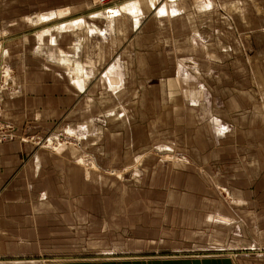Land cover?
<instances>
[{"label": "crops", "instance_id": "0c3cea01", "mask_svg": "<svg viewBox=\"0 0 264 264\" xmlns=\"http://www.w3.org/2000/svg\"><path fill=\"white\" fill-rule=\"evenodd\" d=\"M116 1L115 29L107 21L105 38L95 32L107 91L134 90V59L137 69L155 56L175 64L106 114L91 71L74 81L70 66L38 52L41 31L17 28L23 17L0 2V32L15 35L0 50L12 74L0 123L13 134L0 142V264H264V0H174L171 15L139 26L123 10L146 17L150 0ZM52 22L43 40L56 49L70 31ZM114 63L121 75L108 81ZM153 142L185 160L146 164L139 182L121 173ZM104 253L117 256L94 257Z\"/></svg>", "mask_w": 264, "mask_h": 264}, {"label": "rangeland", "instance_id": "374dc122", "mask_svg": "<svg viewBox=\"0 0 264 264\" xmlns=\"http://www.w3.org/2000/svg\"><path fill=\"white\" fill-rule=\"evenodd\" d=\"M3 1L14 6L15 11L12 13L13 15L18 14L19 16L23 17L20 20H21V23L22 22L24 23V25H21L17 28H26L23 30H27L28 32H33V31L39 32V31H41L37 35L39 40L43 42V44L38 45V47H37L38 52L40 54L42 53L41 55H43L45 52L47 55L50 54V56L52 58H54L52 60H56V58L58 59L59 57H61V55H67V56L68 55L69 56L74 55L75 49L77 48V46L81 47V50L79 51L80 54H78V56H76V58L79 57V59L81 60V62L85 66V68H87L88 70L91 71L90 79L87 80L86 83L88 85L89 84L94 85L93 91L96 90V92H92L93 94H95L93 97L96 96L97 99L103 100V104L105 105V107H104V113L105 114L108 112V110H113L112 108H114V107H115V109H118L117 106H114L112 108L109 107L111 103H114V105L119 104L118 102L120 100L128 98V94H129L128 91L121 92L119 96H117V95L113 96L111 92L107 91L105 79L102 76L104 74L103 71L106 68L107 62L109 60L106 57L105 58L103 57L101 59V57H99V54H98L100 47L105 46V44L102 43L101 41H96L95 40L96 36H98L100 39H101V36L97 35L95 32H91L89 30V28L92 26H93V28L100 29V28H102L101 27L102 24H107V18H106V11L107 10H105V9H108L110 7H114L118 3L121 4L122 2L120 3V2H117L116 0H105V1L90 0L93 3V5L91 3L90 6L94 7V8L90 9L88 12L77 11V9L76 10H74V9L70 10V8L67 10H63V8L57 7L58 18L56 20H54L52 22V24H50V25H59V23L61 24V22L63 23L65 21H69V20L79 18V17L85 18L86 23L78 22V23H74L73 25L72 24L67 25L64 30L70 31V32H64L63 35H65V38H63L62 41H61V39L58 41L57 48L55 49L54 46L49 45L48 38L43 40V36L45 34L52 33L51 31L48 30L49 27L47 25H42V23H44V21H42V22L40 21V23L38 21H36V22H34V24H33V22L28 21V18L36 20L38 15H40V13H48L49 11H47V10L42 11V10H37L35 8H38V9L42 8L43 9L45 7V5L43 6L42 3H46L49 0H0V2H3ZM50 1H54V0H50ZM144 1L146 2V0H144ZM175 1H173V0L172 1L159 0V11L163 12L166 15H171L172 12L169 10V7L173 8V6H175L174 5ZM60 2H62V0H55V3H57V4ZM139 4H140V2H139ZM94 5H96V6H94ZM122 5H124V4H122ZM140 5L143 7L144 3L141 2ZM120 6H118L119 10H121ZM103 10H105V11H103ZM59 11H61V14L59 13ZM144 12H145L146 17H142L143 11H141V10L138 12V14L133 13V16L129 15L132 13L123 10V13L121 15L122 16L121 19L125 23H129L132 21L131 18H133L135 16L136 18H139V21H137L138 25H136V26H139L146 19H147V21L160 19V18L156 17V14L158 16H162L161 14H159L158 10L149 11V12L145 10ZM89 15L94 17V18L89 19L88 18ZM25 19H26V21H25ZM74 27H76V28H74ZM148 28H150V25H148ZM108 29H109V27H108ZM88 30H89V32H91L93 34L88 33ZM150 30H152V32H154L153 28H151ZM154 30H155V32H157L159 34V31H160L159 27H155ZM58 31H60V30L56 29V31H55L56 34H58L57 33ZM142 33L143 32L138 33V34L142 35ZM91 35H93V36L91 37ZM7 37L12 39V37L14 38L15 35L13 34V32H10L7 29L3 30V32L2 31L0 32V50L2 48V41L4 39H6ZM119 40L121 41L122 38L120 37ZM134 43L136 44V50L137 51H141L143 49L144 42H143L142 38L137 37V39L135 40ZM120 48H118L117 51H119ZM83 50H84V52H83ZM97 51H98V53H97ZM4 53H5V51H4ZM135 61H136V59H134V63H132L128 67L129 69H127V70H129V74L126 77V79L128 81L127 80L126 81H127V86H131L134 89L131 91L130 94H132L133 95L132 97H134L136 99L143 97V94L145 93L146 87H148L149 81L152 80L154 82L157 79H159L160 77H163L164 74L166 76V72L171 67H174V64H175V59H170V60L168 58L167 59H164V58L160 59V58H157L155 56L151 60H149L148 66L140 65V68L137 69L136 67H134ZM57 64H59V63H57ZM61 66L64 67L63 65H61ZM3 67H7V71H9L10 69H8V66L0 64V68H2V74L5 77ZM64 68H66L68 70L67 67H64ZM4 69H6V68H4ZM0 71H1V69H0ZM9 75H12V74H9ZM145 83H146V86H145ZM8 88H4L3 91L4 92L7 91ZM130 94H129V97H130ZM3 99H4V97H3ZM1 106H2V104H1ZM45 138L43 137L42 139H44L46 141L47 139H49L51 137L46 138V139ZM37 139L42 140L40 136ZM64 142H69V141L64 140ZM64 142L59 141L60 144H62ZM161 151H162V149L159 147V145L154 144V142H153L151 147H148L147 149H145V150L141 151L139 154H137L133 158V160L128 164V166L121 171V173L128 174L134 179L135 182H139L141 179V175L143 174V171H144V165L146 166V164H151V163L157 162V161L158 162L160 161L163 163L175 164V163H178L179 161L181 162L182 160H185L182 156H178L176 153L163 152V151L161 153ZM164 153H168V154H164ZM90 246L91 245L89 244L88 247H90ZM49 253L53 254L54 252H49ZM168 253L171 254L172 252H168ZM161 255H166V254H161ZM115 256H117V255H112L111 253H104L103 255L94 256V257L107 259L109 257H115ZM251 257H254V256H251Z\"/></svg>", "mask_w": 264, "mask_h": 264}, {"label": "bare ground", "instance_id": "6f19581e", "mask_svg": "<svg viewBox=\"0 0 264 264\" xmlns=\"http://www.w3.org/2000/svg\"><path fill=\"white\" fill-rule=\"evenodd\" d=\"M169 1H172V0H169ZM150 4H151V7L153 8V10H158L159 14H161V15L164 14L163 12L159 11V0H150ZM59 13L61 14V11H59ZM120 14H121V10H119V7H114V8L110 7L109 9H107L106 18H107V21H108V26H109V30L110 31L114 30V27L111 25L112 24L111 23L112 20L115 19ZM57 18H58V13L55 12V11H52V12H49V13H40V15H38V17L35 20V22L36 21H38V22L44 21L45 23H48V22L54 21ZM28 20H31V19L29 18ZM78 22L86 23V20L83 17H79V18H75V19H72V20H69V21H65L63 23L61 22V24L59 23V25L56 26V29H58L60 31H63L65 29V27H66V23L73 25L74 23H78ZM74 28H76V27H74ZM89 30L90 31L92 30V32H98L99 35L103 36V38H105L106 35H107V30L103 29V28L97 29V28H93V26H92V27L89 28ZM80 50H81V47L77 46V48L75 49V53H74L73 57L70 58L69 55L68 56L67 55H61V57H59L58 59L56 58V61H58L59 63H61L63 65H68V66L71 67L72 71H70V75H71V77L74 78V81H79V80L81 81V79H83L85 76L87 77V69L85 68V66L83 65V63L79 59V57L76 58V56H78V54H80L79 53ZM51 59H54V58L51 57ZM117 64L116 63H114V65L112 64L111 73L107 74L108 81L109 80H116L118 77H120L121 74L119 73V70H120L121 67L119 65H117ZM4 68H6V69H4ZM3 71L5 73V77L4 78H6V77L8 78L9 76H11V75H9V74H11V71L10 72L7 71V67H3ZM117 85L118 84H116V86ZM0 128H5V126L0 123ZM5 129H7V128H5ZM9 135H10L11 138L13 137L12 133L9 134ZM59 138L60 137H57L56 140H54L52 138H49L46 141L44 140V144L58 146V145H60L59 141L60 142H64V140H65L63 138H60V139ZM86 161L88 162V157H87Z\"/></svg>", "mask_w": 264, "mask_h": 264}, {"label": "built area", "instance_id": "2783aa9c", "mask_svg": "<svg viewBox=\"0 0 264 264\" xmlns=\"http://www.w3.org/2000/svg\"><path fill=\"white\" fill-rule=\"evenodd\" d=\"M101 1H105V0H101ZM0 69H1V71H0V108H1V104H2V102L4 100L3 99V97H4L3 89L4 88H8L11 84L8 81L7 77L4 78V75L2 74V68H0ZM9 134H11V132L9 130H7L5 128H0V142H3V141L8 140V139H11Z\"/></svg>", "mask_w": 264, "mask_h": 264}]
</instances>
